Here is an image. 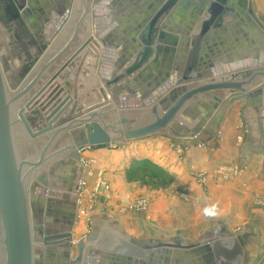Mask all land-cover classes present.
Segmentation results:
<instances>
[{
	"label": "water",
	"instance_id": "1",
	"mask_svg": "<svg viewBox=\"0 0 264 264\" xmlns=\"http://www.w3.org/2000/svg\"><path fill=\"white\" fill-rule=\"evenodd\" d=\"M22 1L2 0L8 19L22 29L12 51L4 46L7 55L0 52V264H43V258L54 252L64 256L63 264H87L96 253L94 248L134 258H144L155 248L193 249L192 253L200 260L204 258L205 264H240L243 248L230 235L192 243L175 238L151 244L105 233L97 225L76 244L79 254L70 259L75 245L74 217L64 209L65 225L57 226L59 208L64 203L54 190L59 187L56 179L78 170L75 168L85 148L124 145L157 134L182 139L203 138V132L208 129L202 130V125L209 123L208 126L216 128L220 114L217 107L221 102L223 110L227 103L220 91L252 96L250 87L264 78V68L243 70L208 81L197 79L194 70L187 71L182 78L194 81L193 84L157 83L147 96L133 101H127V93H119L107 84L106 88L99 89L102 100L83 106L76 85L73 95L69 94L59 79L92 44L95 35L107 45L97 32L94 36L91 34L92 0H75L70 22L54 39L46 36L42 26L28 25L24 19L28 17L27 0ZM178 1L168 0L154 12L135 39L139 42L134 45L138 46L134 48L135 60L126 69L118 66L122 74L115 78L116 82L138 73L148 62L150 48L157 44L162 32L161 25ZM224 5L225 0H213L210 4V18L203 22L196 46H200L203 35L211 27H221L228 10ZM9 60L14 64L10 65ZM240 77L242 80L237 81ZM34 111L38 128L27 117L28 112ZM191 113H195V118L187 120L189 125L186 126L181 120L189 118L187 114ZM69 187L67 191L72 190ZM68 202L66 205L72 207L74 202ZM201 246L203 248L196 250Z\"/></svg>",
	"mask_w": 264,
	"mask_h": 264
},
{
	"label": "crops",
	"instance_id": "2",
	"mask_svg": "<svg viewBox=\"0 0 264 264\" xmlns=\"http://www.w3.org/2000/svg\"><path fill=\"white\" fill-rule=\"evenodd\" d=\"M166 1L168 0H92L91 34L94 36L97 32L105 39L107 45L104 46L95 35L92 44L71 63L66 77L59 79L60 84L62 86L65 84V89L72 95L75 84L80 103L88 106L102 100L99 89L106 88L107 84L111 86L110 88H116L119 93H127L129 97L127 101H133L147 96L157 83L174 85L182 81L193 84L194 81H185L182 78L187 71L194 70L197 79L208 81L243 70L264 68V0H225L224 7L228 10L223 24L217 29L211 27L203 35L200 46H196L197 39L202 33L203 22L210 18L208 10L213 0H179L169 10L164 25H161V34L164 35L161 37L160 34L157 44L150 48L152 52L148 62L138 73L116 82L115 78L122 74L118 66L122 65L121 68L126 69L135 60L134 48L138 49V46L134 45L139 43L135 39H138V34L145 29L154 12ZM48 3L51 5V14L49 13L41 26L46 36L51 35V39H54L70 22L75 0H48ZM3 32L5 30L0 23V34ZM0 47L3 51L4 46ZM9 49L12 51V47ZM240 80L241 77L237 79ZM250 90L252 96L242 93L230 95L228 91H220L227 103L223 110H219L217 127L204 123L202 130L207 127L208 131L203 132L205 133L203 138L181 139L212 142L210 148L218 149L219 164L235 165L240 169L241 176L234 177L233 186L226 182L223 196L234 197L235 208H250L247 210L249 214H246L247 222L240 220L242 226L238 227L241 223L238 222L237 226L234 221H231V224L226 219L213 222L209 226L210 231L204 232L195 240L181 235L162 236L156 225L153 229L152 225L147 223L146 215L139 216L138 222H133L130 219L132 216H129L125 223L116 220L112 214H105L103 212L105 210L89 214L90 216L85 218L79 217L78 208L84 199L81 190L88 159L95 156V153L107 156L108 149L114 145L89 147L85 152H81V161L77 163V167L75 166V170L78 168L76 173L56 179L59 187L54 192L56 196L57 192L60 194L62 192L63 196L58 197L64 203V206L59 208L57 226L65 225L63 222L65 209L69 211V216L74 217L73 228L78 225L81 230H85L89 226L91 232L92 226L97 225L98 229L106 231L105 233L110 232L126 239L131 237L139 241H148L151 244L172 241L175 238L192 243L206 241L217 235H230L237 239L243 248L240 264H264V78L256 80ZM192 116L195 118L194 114ZM187 120L188 118L186 122ZM185 125L188 126L189 123ZM75 176L77 177L75 182L77 180L78 184L72 179ZM219 183L223 184L220 180ZM69 184L73 189L67 191L70 188ZM219 192L221 194V188ZM69 200L74 202L72 207L66 205ZM44 205L47 208V203ZM85 237H73L75 246L70 251V259L79 254L76 244ZM109 245L112 246L111 243ZM199 248L203 246L197 249ZM92 250L96 253L92 262L87 264H205L201 255L198 254L202 260L192 253L193 249L155 248L147 252L144 258L100 251L97 248ZM224 254L228 255V252L225 251ZM43 259V264L64 262V256L59 252H54Z\"/></svg>",
	"mask_w": 264,
	"mask_h": 264
},
{
	"label": "rangeland",
	"instance_id": "3",
	"mask_svg": "<svg viewBox=\"0 0 264 264\" xmlns=\"http://www.w3.org/2000/svg\"><path fill=\"white\" fill-rule=\"evenodd\" d=\"M5 33L0 36L4 38ZM7 37L9 39V34ZM34 115L35 111L27 113L33 126L38 128ZM191 116L188 121L193 119ZM179 139L157 134L126 145H114L108 149L107 156L95 153L88 159L84 171L81 190L84 199L78 208L79 217L105 210V214H112L116 220L125 223L129 216L133 222H138L139 216L146 215L147 223L153 229L156 225L162 236L181 235L195 240L209 232L213 222L226 219L238 226L240 220L246 221L250 208H235V198L223 196L226 182L233 186L234 177L241 176L240 169L235 165L219 164L218 149H211L210 141ZM73 179L76 183L77 177ZM210 204L218 206L215 218L203 214L204 207ZM89 232V226L85 230L78 225L72 229L73 237L78 238Z\"/></svg>",
	"mask_w": 264,
	"mask_h": 264
},
{
	"label": "flooded vegetation",
	"instance_id": "4",
	"mask_svg": "<svg viewBox=\"0 0 264 264\" xmlns=\"http://www.w3.org/2000/svg\"><path fill=\"white\" fill-rule=\"evenodd\" d=\"M19 2L23 3L22 0H19ZM50 6L48 3V0H27L26 6H25V9H26L25 13L28 14V17L27 18L25 17L24 19L27 21L28 25L34 27L35 26L34 24H37V26L40 27L43 24L46 17L50 13ZM6 14H7V11L5 8V4L2 2V0H0V23L2 24L6 32L5 35H3L4 38L0 37V40H1L0 45L8 46V49H9L10 46L11 47L15 46L14 43H15L16 37L21 36L22 28L16 22H12L10 19H8L7 17L8 15ZM8 34H9V39L7 37ZM0 52L3 53V51H1V48H0ZM8 63L10 65L14 64L13 61L11 60H9ZM64 75L62 76L63 79L66 77V73H64ZM61 178L62 177H60V179Z\"/></svg>",
	"mask_w": 264,
	"mask_h": 264
},
{
	"label": "clouds",
	"instance_id": "5",
	"mask_svg": "<svg viewBox=\"0 0 264 264\" xmlns=\"http://www.w3.org/2000/svg\"><path fill=\"white\" fill-rule=\"evenodd\" d=\"M204 216L215 218L218 216V206L216 204L206 205L203 209Z\"/></svg>",
	"mask_w": 264,
	"mask_h": 264
},
{
	"label": "bare ground",
	"instance_id": "6",
	"mask_svg": "<svg viewBox=\"0 0 264 264\" xmlns=\"http://www.w3.org/2000/svg\"><path fill=\"white\" fill-rule=\"evenodd\" d=\"M164 93H165V92H164ZM79 102H80V101H79ZM220 108H221V104L219 105V107H217V112H219V110H221ZM194 114H195V113H194ZM187 115H188V114H187ZM190 115H193V113H191ZM181 122L184 123V125L187 124L186 119H184V118L181 120ZM186 126H187V125H186ZM85 149H86V148H85ZM85 149H84V150H85ZM82 151H83V150H82ZM82 151H81V152H82ZM61 177H62V176H61ZM70 186H71V185H70ZM72 189H73V188H72ZM46 193H48V191H46ZM58 194H59V195H58ZM57 195H58L59 197H60V196H63L62 192H61V194H60V192H59V193L57 192Z\"/></svg>",
	"mask_w": 264,
	"mask_h": 264
}]
</instances>
